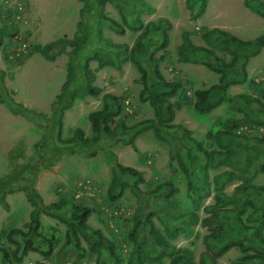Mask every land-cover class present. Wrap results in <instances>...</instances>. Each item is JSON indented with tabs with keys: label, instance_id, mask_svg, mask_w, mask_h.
Instances as JSON below:
<instances>
[{
	"label": "rangeland",
	"instance_id": "obj_1",
	"mask_svg": "<svg viewBox=\"0 0 264 264\" xmlns=\"http://www.w3.org/2000/svg\"><path fill=\"white\" fill-rule=\"evenodd\" d=\"M134 2H145L154 7L153 13H141L144 22L156 21L159 17L170 21L166 28L169 37L167 46L160 48L161 40L156 33L151 36L149 52L153 53L154 58L162 56L158 67L167 79L177 78L182 83L181 93L170 99L182 100L181 108L175 110L173 122L190 129L191 136L201 141L206 149L222 151L214 140L206 137V133L208 130H218L219 122L227 118L244 116L245 108L239 94L264 100V47L249 59L246 65L247 80L227 89L228 100L209 113L199 114L193 107L194 90L216 83L219 75L202 64L178 61L182 32L188 31L194 44L213 47L217 55L229 60L228 51L207 44L201 36L203 30L219 27L249 40L264 33V17L248 9L243 0H207L205 12L197 19L190 17L186 0ZM118 7L110 0L105 4L104 14L121 22ZM80 19L85 22L84 31L90 34L81 55L102 48L101 38H106L110 43L132 46L139 33L126 29L124 34H117L108 22L103 21L98 24L102 37H96L94 28L97 23L83 0H0V72L3 73L0 78V234L12 228L26 229L24 224L30 220L33 206L23 187L31 184L45 204L74 194L76 204L91 207L93 211L87 223L114 242V251L121 257V264H127L131 256L136 260L139 254L155 256L160 253L163 254L161 261L144 264H170L171 255L156 244L150 234L147 218L170 244L181 248V253L182 250H188L194 264H238V259L246 253L237 246L229 247L218 256L207 246L205 235L211 232L215 224L207 225L210 222L207 223L205 217L209 216V212L205 207L214 202L212 178L216 173L231 171L238 176L225 183L224 192L228 195L241 188V179L244 177L253 176L251 183L264 186V157L259 153L254 156L253 150L247 147L253 137L264 135V127L242 129L249 141L241 143L243 141L240 139L234 143L230 158L216 155L213 168L206 170V158L198 153L196 165H186L189 176L178 163L179 154L187 164L182 145L169 135H166L167 140L158 139L152 129H145L134 137L135 147L126 139H102L93 145L96 151L92 156L88 155V149L80 148L83 144H71L63 153L45 157L56 147L65 149L58 136L59 125L53 119L51 102L66 80V50L70 47H66L65 52L52 61L47 60L39 50L64 36L72 38ZM5 22L9 25L6 30L2 29L5 28ZM20 42H26L25 52L18 50ZM97 64L95 59L89 61L93 73L92 85L101 87L102 91L98 96L85 94L77 97L71 108L64 111L62 140L74 136L80 138L77 130H81L84 136L91 134L88 114L101 108L102 95L106 92L124 96V109L133 115L126 119V124L131 125L154 116L152 107L139 100L142 88L140 74L131 62L123 63L120 69L111 66L98 68ZM81 84V78L76 73L73 86ZM15 103L22 105L23 109L36 112L35 119H28L21 113L15 114L11 108ZM118 118L119 115L113 116L115 121ZM40 139L46 142L45 147H42L43 159L34 147ZM111 153L115 155V162L140 170L143 177L142 181L123 177L129 184L119 197H116L117 177L113 174L115 162ZM248 154L252 155L251 163L247 162ZM29 175H32L31 180L27 178ZM166 182L167 186L160 187ZM251 196L254 197L252 193L246 197ZM228 207H245L243 219L252 210V207L241 202ZM182 214L187 217L181 218ZM137 220L142 224L130 237ZM40 221L38 231L45 235L54 234L57 241L50 256L51 264H114V257L107 249L90 246L82 236L79 247L67 244L64 222L44 213H40ZM230 228L235 230L234 226ZM15 240L20 241V238L17 236ZM17 246L18 243L0 235V248L7 250L11 259L12 251ZM22 246L21 242L19 250ZM3 259L0 256V262ZM30 260L43 262L46 258L37 251H29L19 264Z\"/></svg>",
	"mask_w": 264,
	"mask_h": 264
},
{
	"label": "trees",
	"instance_id": "obj_2",
	"mask_svg": "<svg viewBox=\"0 0 264 264\" xmlns=\"http://www.w3.org/2000/svg\"><path fill=\"white\" fill-rule=\"evenodd\" d=\"M83 1L85 6L91 10L97 23L94 28L96 37H102L101 28L98 27V24L103 21L108 22L110 28L117 34H124L126 29L139 33L132 46L110 43L106 38H101L103 41L102 48L93 49L81 55L90 39V34L84 31L85 22L80 19L77 22V32L72 38L64 36L49 42L39 50L47 60L52 61L57 55L65 52L66 47H70L68 51L66 50L68 54L66 80L51 102V108L54 111L53 119L59 125L58 136L65 149L61 150L56 147V149L51 150V153L49 152L48 156H45L46 158L63 153L71 144H83L80 148L88 149V155L92 156L96 151L93 145H96L102 139L105 141L126 139L129 144L135 147L134 137L145 129H152L158 139L167 140L166 135H169L182 145L185 150L187 164L179 154L178 163L184 173L189 176L186 165L194 167L198 153L203 154L206 158L205 169L213 168L216 165V155H226L225 157L229 156L230 158L233 155L234 149L232 145L234 143L239 142L240 139L243 141L241 143L249 141L247 136L243 134L244 132L238 131L240 126H248L249 128L264 127V100L247 94H239V98L245 108L244 116L242 118H227L219 122L220 128L215 132L208 130L206 137L214 140L222 151L206 149L201 141L191 136L192 131L190 129L173 122L175 110L181 108L182 100L171 101L170 99L181 93L182 83L177 78L167 79L158 67L162 56L154 58L153 53L149 52L150 40L153 34H159V39L161 40L160 48L167 46L169 37L166 28L170 25V21L165 17H159L156 21L149 20L144 22L140 17L141 13L154 12V7L149 6L145 2L135 3L134 1L136 0H112L119 6L122 21L118 22L104 14L105 4L110 0ZM243 3L251 11L264 17V0H243ZM206 5L207 0H186V6L192 19L199 18L205 12ZM3 26L5 28L2 27V29L5 30L9 27L6 22ZM201 36L206 40L207 44L218 46L230 53V59H225L217 55L213 47L194 44L189 37L188 31L182 32V42L178 46V61L202 64L219 75L216 83L211 84L207 88L195 89L193 92L194 109L199 114H206L228 100L227 89L230 86L241 84L247 80L246 65L249 59L257 55L264 47V33L253 39L245 40L224 29L213 27L204 29ZM93 59L98 61V68L111 66L120 69L123 63L131 62L140 74L139 81L142 84V88L139 91V100L147 102L152 107L154 116L128 125L126 124V119L133 117V115L124 109V96L106 92L102 95L101 108L88 114L91 134L84 136L81 130H77L80 138L74 136L71 139L62 140L61 125L64 111L71 108L77 97L85 94L98 96L102 91L101 87L92 85L93 73L90 69L89 61ZM76 73L82 82L77 87L73 86ZM2 77L3 73L0 72V78ZM9 105L11 106L12 104ZM13 106L11 108L15 114L21 113L28 119H35L36 115L34 113L36 112L23 109L20 104L15 103ZM114 115H119L116 121L113 119ZM252 139L253 141L248 142L247 147L253 150L254 156L259 153L264 157V135L255 136ZM45 143L44 139H40L34 144L41 159H43L44 151L42 147H45ZM70 149L72 150L74 147ZM194 149L196 150L195 152ZM111 156L115 162V155L111 153ZM251 161L252 155L248 154L247 162L251 163ZM262 167H264V162ZM113 174L117 177L118 190L116 197H119L124 187L129 184L123 177H133L137 181L143 180L140 170L117 162L114 163ZM252 177L242 178L241 188L228 195L224 192L225 183L238 178V176L231 171L216 173L212 178L215 191L214 202L205 207L209 212V216L205 217V221L207 223L210 222L207 225L215 224L211 232L205 235L207 246L212 249V253L216 256L231 246H237L241 252L246 253L238 259V264H264V186L251 183ZM27 178L31 180L32 175ZM136 184L137 182L135 181L134 185ZM167 185V182L162 183L160 187ZM23 189L26 192L28 201L33 206L30 212V220L25 222V230L12 228L0 234L9 238L10 241L18 243L17 248L12 251V259L7 250L0 248V256L4 258L0 264H19L22 257L29 251L41 253L46 258L45 261L52 263L50 256H52L57 241L54 239V234L45 235L38 231L41 224L40 213L57 218L66 224L67 244L79 247L80 236H82L90 246L107 249L114 257V264L122 263L121 257L114 251V242L104 237L99 229H94L87 223V219L93 209L86 205L76 204L74 194L69 198L63 197L58 201L45 204L36 188L31 184H26ZM172 191L176 190L172 189ZM250 193L254 197H246ZM1 200L3 201V198ZM240 202L252 207V210L244 219L242 214L245 213V207L244 209L228 207L232 203ZM180 217L186 218L187 216L182 214ZM147 223L150 234L156 244L163 247L171 255L170 264L182 262L194 264L191 253L188 250H182L183 253H181V248H176L170 244L154 228L149 218H147ZM140 224L142 222L137 220L129 234L130 237L134 236V232ZM232 226L235 227V230L230 228ZM17 236L23 243L21 250H19L21 242L15 240ZM42 247H46V249L44 250ZM18 250L20 251L19 254ZM162 255V253L155 256L139 254L136 260H133L131 256L127 264L159 262L162 259ZM213 258L215 259V257Z\"/></svg>",
	"mask_w": 264,
	"mask_h": 264
},
{
	"label": "built area",
	"instance_id": "obj_3",
	"mask_svg": "<svg viewBox=\"0 0 264 264\" xmlns=\"http://www.w3.org/2000/svg\"><path fill=\"white\" fill-rule=\"evenodd\" d=\"M18 50L25 52L27 50V44H26V42H20V46H19ZM244 128H249V127L248 126H240L238 131H241ZM76 196H77V194H76ZM25 264H51V263L48 262V261L36 262V261L30 260V261L26 262Z\"/></svg>",
	"mask_w": 264,
	"mask_h": 264
}]
</instances>
